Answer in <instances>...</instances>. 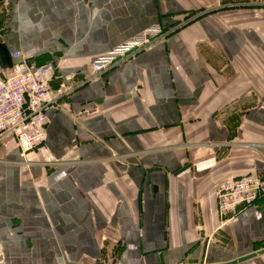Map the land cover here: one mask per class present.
Returning a JSON list of instances; mask_svg holds the SVG:
<instances>
[{"label":"crops","instance_id":"1","mask_svg":"<svg viewBox=\"0 0 264 264\" xmlns=\"http://www.w3.org/2000/svg\"><path fill=\"white\" fill-rule=\"evenodd\" d=\"M238 1L8 0L0 66L37 48L28 64L58 70L43 145L0 140L2 264H226L264 250V198L226 224L216 198L229 178L264 177V0ZM153 26L163 38L92 73Z\"/></svg>","mask_w":264,"mask_h":264},{"label":"built area","instance_id":"2","mask_svg":"<svg viewBox=\"0 0 264 264\" xmlns=\"http://www.w3.org/2000/svg\"><path fill=\"white\" fill-rule=\"evenodd\" d=\"M164 34L159 26L146 29L142 34L97 57L91 65L92 73L99 74L125 62L163 38ZM38 51L36 48L28 54L14 52L13 58L22 62L10 67L0 66V140L13 136L23 152L38 150L43 145L49 124L46 111L55 102L51 84L57 75L56 65L28 64ZM216 198L218 215L222 224H226L245 208L264 198V177L250 174L229 178L218 187Z\"/></svg>","mask_w":264,"mask_h":264},{"label":"rangeland","instance_id":"3","mask_svg":"<svg viewBox=\"0 0 264 264\" xmlns=\"http://www.w3.org/2000/svg\"><path fill=\"white\" fill-rule=\"evenodd\" d=\"M251 0H239L238 3L240 2H249ZM11 10V3H8V0H0V28L5 27L6 25V20L8 19V13ZM160 27V26H159ZM165 33V32H164ZM165 35V34H164ZM0 264L1 261H0ZM81 264H88L85 260L81 262ZM91 264H104L103 261H98V262H91Z\"/></svg>","mask_w":264,"mask_h":264},{"label":"water","instance_id":"4","mask_svg":"<svg viewBox=\"0 0 264 264\" xmlns=\"http://www.w3.org/2000/svg\"><path fill=\"white\" fill-rule=\"evenodd\" d=\"M264 254V250L262 251H259V252H256V253H252V254H249L247 256H244V257H241L235 261H232L230 263H226V264H239V263H243V262H246L248 260H251L257 256H260V255H263Z\"/></svg>","mask_w":264,"mask_h":264}]
</instances>
